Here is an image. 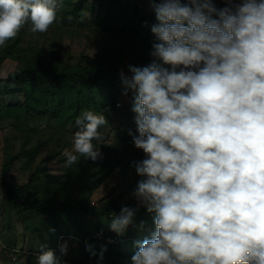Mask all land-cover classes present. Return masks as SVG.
<instances>
[{
    "label": "clouds",
    "instance_id": "1",
    "mask_svg": "<svg viewBox=\"0 0 264 264\" xmlns=\"http://www.w3.org/2000/svg\"><path fill=\"white\" fill-rule=\"evenodd\" d=\"M149 2L153 59L129 65L130 77L121 71L124 94L133 93L138 134L129 135L145 155L132 162L141 177L137 208L122 206L108 227L122 235L139 207L154 214L155 230L137 242L131 264H264V0H224L223 8L214 0ZM61 6L0 0V46L26 24L47 32ZM107 123L82 111L75 153L101 159L93 141ZM65 155L67 166L78 160ZM37 264L61 261L42 246Z\"/></svg>",
    "mask_w": 264,
    "mask_h": 264
},
{
    "label": "rangeland",
    "instance_id": "2",
    "mask_svg": "<svg viewBox=\"0 0 264 264\" xmlns=\"http://www.w3.org/2000/svg\"><path fill=\"white\" fill-rule=\"evenodd\" d=\"M77 1H80L79 12L73 14V3ZM60 3L62 6L57 9L56 21L47 32L33 33L29 30L30 24H26L14 39L0 46L1 78L18 66L36 63L37 54L46 64L54 60V54L57 53L62 65L70 68L79 63L92 64L91 60L97 53L104 54L107 59L119 57L126 65L142 67L151 63V46L141 44L127 34L104 31L95 24L96 16L88 5L96 9L97 2L60 0ZM218 4L220 2H215L216 6ZM144 9L149 10L150 3ZM124 74L131 76L128 72ZM15 85L7 86L3 97L6 103L21 104L17 119L0 120V264H37L42 246L53 250L61 264H97L101 249L108 250V247L98 243L100 239H89L88 236H107L111 231L108 227L112 218L110 214L64 210L59 222L65 227L57 228L51 225V211L43 210L39 214L28 212L31 215L28 220L18 215L11 204L10 189L12 186L24 187V190L37 193L41 199L45 187L49 185L51 188L41 202H45L46 198L51 204L74 199L82 200L85 205L92 207L115 200L120 207L132 205L137 208L132 193L141 177L136 174L132 162L144 159L145 155L142 150L135 148L132 136L129 135L130 131L133 135L138 134L134 122L135 113L132 111L133 93L128 91L127 95L124 94L125 88L119 72L107 75L94 89L100 107L96 111L104 114L108 123L99 129L101 140L93 141L102 153V158L93 162L74 151L73 137L78 130L74 122L27 113L23 105L25 97ZM110 98L121 104H112ZM29 133L31 138L26 143ZM66 152L78 155L77 162L71 165V185L75 188H72V194L55 186L58 183L56 178H64V185L67 182L65 177L70 166L66 165ZM5 164L8 165L7 169H4ZM56 189L57 192H54ZM20 195L24 199L25 194L21 192ZM120 211L114 209L111 213L119 215ZM153 215L135 213L133 224L122 234V241L113 246L115 254L104 253L101 264H131V256L138 250L137 242L151 238L155 230ZM76 216H80L85 226L69 225L70 220L73 222L77 219ZM65 217H68V223ZM141 221L145 222L143 228L140 227ZM35 228L55 231L49 233ZM91 242L97 248L96 255L86 252L85 247ZM64 243L67 244L66 255L60 252V245ZM89 251L92 253V250Z\"/></svg>",
    "mask_w": 264,
    "mask_h": 264
},
{
    "label": "trees",
    "instance_id": "3",
    "mask_svg": "<svg viewBox=\"0 0 264 264\" xmlns=\"http://www.w3.org/2000/svg\"><path fill=\"white\" fill-rule=\"evenodd\" d=\"M92 1V0H91ZM127 1V3H124ZM97 2L98 7L95 9L94 6L88 5L92 13L95 14V24L104 31H110L115 34H127L135 41L149 45L152 47L153 43L156 42V37L151 32V26L157 23L154 11L150 5L149 10H145L144 7L149 0H93V3ZM135 2V3H134ZM217 2V8L225 7L224 0H214ZM80 1L73 3L72 13L77 14L79 12L78 4ZM55 59L46 63L42 60L40 54H37L36 63H28L24 66H18L15 70L10 72L6 77H0V120L2 119H17L16 114L19 110L20 103H6L4 95L6 93L5 88L9 85L16 84V88L21 91L24 95L23 105L26 112L32 114H43L54 117L57 121L75 123L77 117H79L82 111L92 110L96 114H99V100H97L94 89L105 79V77L112 73H123L128 72V66L119 57H109L108 59L102 53H97L91 60L92 64L84 65L83 63L77 64L75 67L62 65L57 53L54 54ZM138 66V65H137ZM146 66V65H145ZM112 99V98H110ZM114 99V98H113ZM112 99V104L115 105L116 100ZM98 110V111H96ZM14 121V123H15ZM28 138H31L29 133ZM108 148L110 146L108 145ZM8 164V163H7ZM4 165V169L8 168V165ZM66 184H63V180L56 178L58 181L55 184L56 187L67 190L68 193L72 194L71 178L73 172H71V166L69 167ZM84 172V171H83ZM72 176V177H71ZM87 179V177H85ZM86 181V180H85ZM51 187L48 185L45 187V192L42 194V198ZM56 189L54 192H57ZM21 192L25 194L24 199L20 198ZM10 199L13 208L17 211L18 215L27 219L31 215L28 212L39 214L43 210L51 211L52 216L50 218L51 225L59 228L65 226L59 222L61 220V213L64 210L86 211L89 213H106L114 215L111 210H121L115 200L108 201L105 204L99 206L88 207L81 201L65 200L59 203L51 204L48 198L45 202H41L42 198L39 199L37 193H33L29 189L24 187H13L10 189ZM130 208H135L129 205ZM136 213H147L143 207L136 211ZM73 222L68 217L64 220L69 221L72 226L83 225V220L79 217H75ZM28 220V219H27ZM65 221L63 223L67 224ZM77 221V222H76ZM43 225V224H42ZM85 226V224L83 225ZM42 228V227H41ZM37 228H35L36 230ZM38 231H46V229H37ZM53 234H50V236ZM108 235H115L119 237L120 242L122 241V235H117L113 231H109ZM148 238V237H147ZM98 242V241H97ZM118 242V243H120ZM96 243V242H94ZM98 243L107 246L108 250L104 252L107 255L115 254L113 246L108 245L104 241ZM117 243V244H118ZM86 252L90 255L92 253H98L97 248L91 242L87 244ZM92 250V253H89Z\"/></svg>",
    "mask_w": 264,
    "mask_h": 264
},
{
    "label": "built area",
    "instance_id": "4",
    "mask_svg": "<svg viewBox=\"0 0 264 264\" xmlns=\"http://www.w3.org/2000/svg\"><path fill=\"white\" fill-rule=\"evenodd\" d=\"M117 104L120 105L121 103L119 102ZM88 238L89 239L90 238H98L101 241H104V242H106V243H108L110 245L111 244L112 245L117 244L120 241L119 237H117L115 235H107V236L104 237V236H100V235L95 234V235H92V236H88Z\"/></svg>",
    "mask_w": 264,
    "mask_h": 264
},
{
    "label": "crops",
    "instance_id": "5",
    "mask_svg": "<svg viewBox=\"0 0 264 264\" xmlns=\"http://www.w3.org/2000/svg\"><path fill=\"white\" fill-rule=\"evenodd\" d=\"M48 243V242H47Z\"/></svg>",
    "mask_w": 264,
    "mask_h": 264
}]
</instances>
